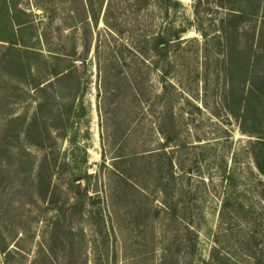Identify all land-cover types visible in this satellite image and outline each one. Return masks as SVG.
Masks as SVG:
<instances>
[{
	"label": "rangeland",
	"instance_id": "374dc122",
	"mask_svg": "<svg viewBox=\"0 0 264 264\" xmlns=\"http://www.w3.org/2000/svg\"><path fill=\"white\" fill-rule=\"evenodd\" d=\"M0 264H264V0H0Z\"/></svg>",
	"mask_w": 264,
	"mask_h": 264
},
{
	"label": "trees",
	"instance_id": "16d2710c",
	"mask_svg": "<svg viewBox=\"0 0 264 264\" xmlns=\"http://www.w3.org/2000/svg\"><path fill=\"white\" fill-rule=\"evenodd\" d=\"M176 37H178V36H176ZM164 41H165V40H163V42H164ZM166 41H167V40H166ZM165 138H166V140H168V136H166Z\"/></svg>",
	"mask_w": 264,
	"mask_h": 264
}]
</instances>
